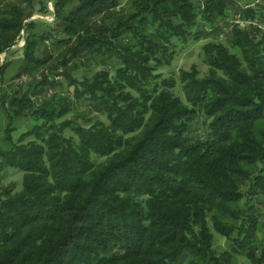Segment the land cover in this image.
Instances as JSON below:
<instances>
[{"label":"trees","instance_id":"trees-1","mask_svg":"<svg viewBox=\"0 0 264 264\" xmlns=\"http://www.w3.org/2000/svg\"><path fill=\"white\" fill-rule=\"evenodd\" d=\"M45 1L55 25L39 35L35 0H0V55L24 31L22 71L43 73L22 94L4 88L10 62L0 66V181L23 172L20 190L0 185V264H237L239 253L264 264L254 205L264 196V3L131 0L120 14L125 0H53L52 11ZM229 10L263 27L205 44L208 73H180L185 98L176 80L159 83L173 39L215 34ZM48 39L57 56L41 50ZM80 59L104 68L76 78L69 63ZM59 65L73 98L39 104ZM84 99L107 121L62 120ZM25 117L34 125L15 138Z\"/></svg>","mask_w":264,"mask_h":264},{"label":"rangeland","instance_id":"rangeland-1","mask_svg":"<svg viewBox=\"0 0 264 264\" xmlns=\"http://www.w3.org/2000/svg\"><path fill=\"white\" fill-rule=\"evenodd\" d=\"M11 1H18L20 3V0H11ZM264 1V0H263ZM22 2V0H21ZM46 3H48L49 9L52 11L54 9V3L53 0H46ZM131 0H125L121 6V10L119 11L120 14H126L127 6L130 5ZM237 2V1H236ZM257 2V0H255ZM254 2V3H255ZM238 3V2H237ZM253 3V4H254ZM264 3V2H263ZM257 4V3H256ZM75 5V4H73ZM262 5V4H261ZM35 8L33 9V14L30 16L31 20L36 21V26L34 27V32L38 33L39 35L43 32H47L50 29V26H54V16L51 13H43L40 11L41 5L39 4V0H35L34 2ZM259 6V5H258ZM255 5V7H258ZM27 10V12H31L32 8L25 5L24 6ZM235 7H233L234 9ZM232 12H237L234 10H231ZM203 25V24H202ZM202 27V26H201ZM208 32H213L214 28L211 26L205 27ZM212 29V30H211ZM218 32V31H217ZM217 32L215 34H205L200 39H196L193 36H190L186 40L182 39H173V50H175L174 57L171 60L170 63L164 64L161 66L158 70V73L162 74V77L158 79V82L161 83L162 79H170V80H176V88L175 92L176 94H179L183 98H185L184 92L182 90V85L180 82V73L182 70H190L193 66H197L200 70V76H205L208 73L209 70V64L206 58V55L204 54L203 47L205 44L211 42V41H219L223 42L227 45H229V38H222L219 39L217 36ZM25 32L22 31L21 35L17 38V43L12 46L11 50L3 52L2 55L4 56V61L0 64L3 65L6 61L10 62V66L6 72V77L4 81H2V84L4 85V88L12 87V89L21 90V93L26 92L31 89V84H35L37 80L43 76V73L40 71L34 72V73H27L23 72V66H24V46H19L21 42L24 40ZM52 40L48 39L46 41V44L41 45V50L44 51V53L50 52L52 54H55L57 56V51H55L53 44L51 43ZM46 50V52H45ZM232 51L238 52L236 49L231 48ZM241 55V53L239 52ZM70 72H72V75L76 78L82 79L84 76H89L93 74L95 71H99L104 68L102 64H97L95 61H83V59L77 60V61H71L69 63ZM65 70L64 67L61 65L58 66V69L55 70L54 76L51 75V78H55V80L58 81L55 86L46 87L45 93L42 95L40 99H38V103L41 104L43 102L42 99L51 98V97H58V98H64L68 97L70 100L73 98L74 94V85H71L70 81L67 79V77L64 75L63 71ZM62 71V73H61ZM44 74L48 75L51 72L46 68L43 70ZM21 76V81H20ZM19 82V83H18ZM1 88V83H0ZM49 90H52L50 92ZM87 118L90 120L95 119H103L107 121V118L105 116L100 115L99 113H96L92 111L89 101L87 100H81V101H75L74 109L70 114L66 115L62 120L64 119H74L77 121V123L85 124L87 123ZM7 124V118L5 111L0 108V135H1V143L5 145L6 143L3 141V138L5 137L4 134V127ZM16 127L17 130L14 132V137L17 138L18 134H20L22 131L31 129L34 125V121L29 118L25 117L21 120L16 121ZM198 128L196 131H198L200 126H197ZM67 134H70L69 131L66 132ZM4 134V135H3ZM3 141V142H2ZM22 179H23V172L20 170L12 171V173H9L7 177L0 181V185H8L13 186L15 190H20L22 187ZM254 205L259 208V211L261 212V221L264 223V196H258L254 198ZM262 223V224H263ZM260 238H264V235L261 233ZM228 241L225 237L220 235L219 233H216L215 231V249L222 251L223 249L227 248ZM237 259V264H250L248 259L244 255H237L235 256ZM183 264H187L186 262Z\"/></svg>","mask_w":264,"mask_h":264},{"label":"built area","instance_id":"built-area-1","mask_svg":"<svg viewBox=\"0 0 264 264\" xmlns=\"http://www.w3.org/2000/svg\"><path fill=\"white\" fill-rule=\"evenodd\" d=\"M195 1L199 3L200 5H202V8H203V5L206 3L207 0H195ZM263 2H264L263 0H257V2H255L254 4L244 6V8L255 7V5L257 6L261 5L263 4ZM247 23H254V25L263 27V24H261L258 19L247 17L242 12H232L231 10H229L227 15L223 18V20L221 21L219 25V29L217 30L218 31L217 36L219 39L231 37V35L234 32V29L237 26L245 27L247 26ZM24 43H25V37H24V40L21 42V44H19V46H24L25 45ZM2 61H4V56L1 54L0 64L2 63ZM20 81H21V76H20ZM49 91L52 92V90H49ZM263 227H264V223H263Z\"/></svg>","mask_w":264,"mask_h":264},{"label":"crops","instance_id":"crops-1","mask_svg":"<svg viewBox=\"0 0 264 264\" xmlns=\"http://www.w3.org/2000/svg\"><path fill=\"white\" fill-rule=\"evenodd\" d=\"M235 1H237L238 2V4H240L241 6H247V5H251V4H253L254 2H255V0H235ZM263 234L264 235V227L263 226H261V228H260V230H259V232H258V239H259V241H263L264 240V238H260V234ZM237 257V256H236ZM246 257V256H245ZM249 261V260H248ZM235 262H237V259L235 258ZM250 263V262H249Z\"/></svg>","mask_w":264,"mask_h":264},{"label":"bare ground","instance_id":"bare-ground-1","mask_svg":"<svg viewBox=\"0 0 264 264\" xmlns=\"http://www.w3.org/2000/svg\"><path fill=\"white\" fill-rule=\"evenodd\" d=\"M254 25V23H247V26Z\"/></svg>","mask_w":264,"mask_h":264}]
</instances>
